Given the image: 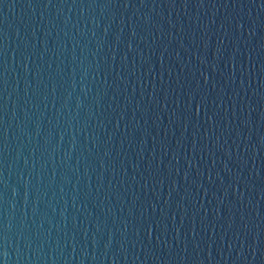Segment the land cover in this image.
Returning a JSON list of instances; mask_svg holds the SVG:
<instances>
[{"label":"water","instance_id":"obj_1","mask_svg":"<svg viewBox=\"0 0 264 264\" xmlns=\"http://www.w3.org/2000/svg\"><path fill=\"white\" fill-rule=\"evenodd\" d=\"M0 264H264V0H0Z\"/></svg>","mask_w":264,"mask_h":264}]
</instances>
